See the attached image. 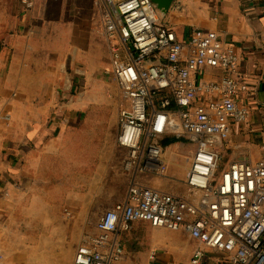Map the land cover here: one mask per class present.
Returning a JSON list of instances; mask_svg holds the SVG:
<instances>
[{"label": "crops", "instance_id": "0c3cea01", "mask_svg": "<svg viewBox=\"0 0 264 264\" xmlns=\"http://www.w3.org/2000/svg\"><path fill=\"white\" fill-rule=\"evenodd\" d=\"M155 15L180 39L215 30L239 57L235 76L246 86L239 100L249 116L213 144L217 174L236 161L264 159L260 0H175L165 17L156 8ZM200 76L219 80L221 73L202 67ZM130 105L98 2L0 0V264H73L104 214L128 203L133 183L202 209L216 199L204 202L188 183L197 145L186 139L164 149L166 175L126 169L118 135ZM111 240L122 249L112 264H232L229 252L187 230L145 220L120 225ZM197 251L203 255L195 263Z\"/></svg>", "mask_w": 264, "mask_h": 264}, {"label": "built area", "instance_id": "2783aa9c", "mask_svg": "<svg viewBox=\"0 0 264 264\" xmlns=\"http://www.w3.org/2000/svg\"><path fill=\"white\" fill-rule=\"evenodd\" d=\"M95 1L114 53L116 80L131 102L121 111L118 135L128 153L126 169L166 175L159 141L172 134L197 145L188 183L203 191L204 202L211 194L216 199L202 209L133 183L128 203L104 214L99 234L78 247L73 264H112L122 249L112 243L111 234L138 220L185 229L207 246L229 252L232 264H264V159L236 161L218 175L216 141H211V136L229 139L233 123L249 116L239 100L246 86L235 76L237 53L215 30L193 29L180 39L156 17L151 0ZM260 3L264 14V0ZM202 67L219 71L220 79L205 80ZM202 255L197 251L193 262Z\"/></svg>", "mask_w": 264, "mask_h": 264}, {"label": "water", "instance_id": "95a60500", "mask_svg": "<svg viewBox=\"0 0 264 264\" xmlns=\"http://www.w3.org/2000/svg\"><path fill=\"white\" fill-rule=\"evenodd\" d=\"M175 0H151L154 7L160 12V14L165 17L173 5ZM211 141H216L218 143H222L223 140L219 136H211ZM0 190L4 191L5 186H0Z\"/></svg>", "mask_w": 264, "mask_h": 264}, {"label": "trees", "instance_id": "16d2710c", "mask_svg": "<svg viewBox=\"0 0 264 264\" xmlns=\"http://www.w3.org/2000/svg\"><path fill=\"white\" fill-rule=\"evenodd\" d=\"M171 108L173 109L177 108V105L175 104L174 101L172 102ZM176 141H178V139L175 138L174 135L167 134L159 141V144L165 149L166 147L174 144Z\"/></svg>", "mask_w": 264, "mask_h": 264}, {"label": "rangeland", "instance_id": "374dc122", "mask_svg": "<svg viewBox=\"0 0 264 264\" xmlns=\"http://www.w3.org/2000/svg\"><path fill=\"white\" fill-rule=\"evenodd\" d=\"M45 263V262H44Z\"/></svg>", "mask_w": 264, "mask_h": 264}]
</instances>
